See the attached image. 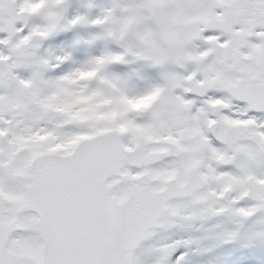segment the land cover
<instances>
[{"label":"snow or ice","instance_id":"obj_1","mask_svg":"<svg viewBox=\"0 0 264 264\" xmlns=\"http://www.w3.org/2000/svg\"><path fill=\"white\" fill-rule=\"evenodd\" d=\"M0 264H264V0H0Z\"/></svg>","mask_w":264,"mask_h":264}]
</instances>
